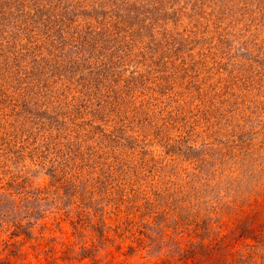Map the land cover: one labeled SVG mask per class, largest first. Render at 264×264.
I'll return each instance as SVG.
<instances>
[{
    "label": "rangeland",
    "instance_id": "obj_1",
    "mask_svg": "<svg viewBox=\"0 0 264 264\" xmlns=\"http://www.w3.org/2000/svg\"><path fill=\"white\" fill-rule=\"evenodd\" d=\"M86 1L0 0V264H264V0Z\"/></svg>",
    "mask_w": 264,
    "mask_h": 264
},
{
    "label": "trees",
    "instance_id": "obj_2",
    "mask_svg": "<svg viewBox=\"0 0 264 264\" xmlns=\"http://www.w3.org/2000/svg\"><path fill=\"white\" fill-rule=\"evenodd\" d=\"M104 0L101 2L103 3ZM100 3V4H101ZM113 3V2H112ZM110 4L109 5V1H108V6H106V8L108 9V11L106 10L104 13L102 12L104 10V8L100 9V14H106L105 18L103 20H105L107 18V16H110V18H112V20L114 18H116V16L112 13L114 12L113 10L111 9H114V8H123L122 6H119V5H113V4ZM123 3V2H122ZM125 4V8H129V9H132L134 8L135 4H136V1L134 0H126L124 2ZM96 5V3H95ZM112 5V6H111ZM124 6V5H123ZM72 8H73V12L74 11H77V13H80L82 11H85V9H91L92 11L94 10V8L91 6L90 2L86 1V0H73L72 2ZM82 8V10H77V9H80ZM95 11L97 12V8H95ZM107 13H109V15H107ZM74 17H75V14H74ZM67 20H69V18H66L64 20V22H66ZM74 23H75V26H74V29L75 30H69L68 32L65 33V35L68 37V39L65 41V43H70L72 44L71 47H74L76 52H77V55L79 56V62L80 64L84 65L83 67H85V65L87 64L88 67L91 69V70H95L97 68H94V64H99L98 65V70H101V72L104 70L105 68V65L110 61V59H114V60H121V56H125V53L128 52L130 54L133 53V50L130 49L131 46H129V48H123L122 49L117 45L115 46V48L112 50L111 48H107V46L104 44L106 39L104 37H106V33L103 32L101 34V36H104L102 38V40L104 41H101V46L97 48V44L92 47V44H91V40H94L98 34L95 32V30L93 29L92 27V22L91 23H80V22H77L76 18H74ZM77 22V23H76ZM119 24V22H118ZM120 25V24H119ZM119 25L118 26H113L112 28V31L114 30L115 33H113L111 31V36H118L117 38H123L125 37V34H127V32L125 31L123 33V35L119 36V33H120V28H119ZM122 27V26H121ZM130 29V27H127ZM70 31L72 33H70ZM74 31V32H73ZM63 34V32H61ZM60 33V34H61ZM94 33L95 36H94ZM130 33H134V31H130ZM69 44V45H70ZM122 46H125L126 44H121ZM120 45V46H121ZM67 47V46H66ZM69 47V46H68ZM97 50H100V52H98ZM91 52H95L96 54H94V56L96 57V55L99 53L100 54V57L98 58H93L92 56H88V55H91ZM86 53L88 55H86ZM90 59V61H89ZM78 60H76L75 63H78ZM108 61V62H107ZM88 68V69H89ZM100 68V69H99ZM93 72V71H92ZM71 106V105H69ZM83 115V112L82 111H79V112H75L73 113V116L72 117V123H70V125L73 126L72 128V131L75 130V128L77 126H75V122L74 120L76 118H79ZM71 119V118H70Z\"/></svg>",
    "mask_w": 264,
    "mask_h": 264
}]
</instances>
